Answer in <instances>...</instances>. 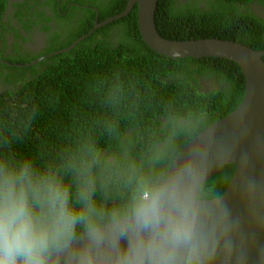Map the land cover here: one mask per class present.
<instances>
[{"label": "trees", "instance_id": "1", "mask_svg": "<svg viewBox=\"0 0 264 264\" xmlns=\"http://www.w3.org/2000/svg\"><path fill=\"white\" fill-rule=\"evenodd\" d=\"M127 1L104 0L96 6L98 14L82 8L86 18L77 32L47 50L65 48L88 34L85 38L43 63L16 66L23 80L0 93V156L60 166L91 142L109 159L127 153L147 163L150 149L174 130L195 126L198 134L239 105L244 76L237 63L159 54L140 35L136 4L125 16L91 32L95 17L101 22L120 13ZM6 2L0 0V24ZM244 2L158 0L155 26L166 39L217 37L264 50V21L242 12L239 4ZM36 65L45 68L35 70ZM27 69L38 75L26 78ZM200 78L215 84L206 90ZM192 138L180 136L177 150ZM234 169L225 165L206 180L208 193L220 196Z\"/></svg>", "mask_w": 264, "mask_h": 264}, {"label": "clouds", "instance_id": "2", "mask_svg": "<svg viewBox=\"0 0 264 264\" xmlns=\"http://www.w3.org/2000/svg\"><path fill=\"white\" fill-rule=\"evenodd\" d=\"M196 133L174 130L147 163L91 142L60 166L0 156V264H246L236 222L207 191L210 134L177 150Z\"/></svg>", "mask_w": 264, "mask_h": 264}, {"label": "water", "instance_id": "3", "mask_svg": "<svg viewBox=\"0 0 264 264\" xmlns=\"http://www.w3.org/2000/svg\"><path fill=\"white\" fill-rule=\"evenodd\" d=\"M157 2L128 0L122 12L101 22L95 19L91 32L125 16L136 4L140 35L159 54L171 58L220 57L240 66L244 76V93L239 105L196 134L179 152L185 151L194 140L208 138L210 134L214 160L206 180L225 165L235 166L226 189L216 198L227 206L236 222V240L247 256L246 264H261L259 257L264 254V50H255L243 43L217 37L166 39L155 26ZM87 35L80 36L54 53L70 50Z\"/></svg>", "mask_w": 264, "mask_h": 264}, {"label": "flooded vegetation", "instance_id": "4", "mask_svg": "<svg viewBox=\"0 0 264 264\" xmlns=\"http://www.w3.org/2000/svg\"><path fill=\"white\" fill-rule=\"evenodd\" d=\"M102 1L7 0L1 16L3 23L0 24V93L12 89L18 80H23L16 66L22 68L36 60V63H43L42 60L55 52L47 49L58 43L64 44L77 32L86 18L81 9L90 8L98 14L96 6ZM239 5L242 12H250L264 21V0H245ZM262 35L264 37V32ZM44 68V65H36L34 69ZM35 70H24L25 77L29 78L30 73L38 75ZM199 80L206 90L215 84L211 78Z\"/></svg>", "mask_w": 264, "mask_h": 264}]
</instances>
